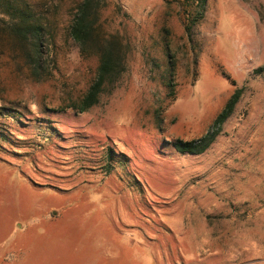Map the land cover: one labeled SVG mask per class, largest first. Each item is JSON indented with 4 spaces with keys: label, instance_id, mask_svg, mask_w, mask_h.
<instances>
[{
    "label": "rangeland",
    "instance_id": "374dc122",
    "mask_svg": "<svg viewBox=\"0 0 264 264\" xmlns=\"http://www.w3.org/2000/svg\"><path fill=\"white\" fill-rule=\"evenodd\" d=\"M79 1L42 0L52 51L40 70L0 25V109L21 115L0 116L12 143L0 140V260L264 264V0H207L204 18L191 0H99L86 51L69 36ZM107 41L122 66L81 112ZM238 90L205 153L175 150Z\"/></svg>",
    "mask_w": 264,
    "mask_h": 264
},
{
    "label": "trees",
    "instance_id": "16d2710c",
    "mask_svg": "<svg viewBox=\"0 0 264 264\" xmlns=\"http://www.w3.org/2000/svg\"><path fill=\"white\" fill-rule=\"evenodd\" d=\"M99 0H80L76 6L74 16L69 24V36L78 45L81 51L92 45L97 44L99 35L97 31L96 10ZM207 0H191L187 6L190 9H198L200 18H204ZM50 10L42 0H0V25L5 28L14 38L20 41L27 50V58L35 70L44 67L46 59L51 55L52 42L49 40ZM187 18L185 23L186 31L189 33L193 25L200 18L195 17L192 22ZM99 50V69L96 81L91 85L87 94L80 101L76 108L85 112L96 106L100 102V97L104 92L107 82H113L119 74L118 68L122 66L124 53L116 42L107 41ZM170 66L172 65L169 61ZM256 74L263 75L264 67L256 69ZM242 91H236L218 115L210 130L200 139L193 141H176L173 146L179 153L201 155L205 153L220 136L223 125L235 113L236 107L241 100ZM11 109H0V116L12 121L21 122V115L17 111H7ZM16 112V113H15ZM5 128L0 127V140L5 144L11 145L9 135ZM46 130V129H44ZM51 133L50 129H47ZM43 136L45 142H49V134L38 133Z\"/></svg>",
    "mask_w": 264,
    "mask_h": 264
},
{
    "label": "crops",
    "instance_id": "0c3cea01",
    "mask_svg": "<svg viewBox=\"0 0 264 264\" xmlns=\"http://www.w3.org/2000/svg\"><path fill=\"white\" fill-rule=\"evenodd\" d=\"M3 168V167H0ZM6 167H4L1 171H0V191H5V188L8 184V181L10 179V175L9 172H7ZM0 264H4L3 261L0 260Z\"/></svg>",
    "mask_w": 264,
    "mask_h": 264
}]
</instances>
